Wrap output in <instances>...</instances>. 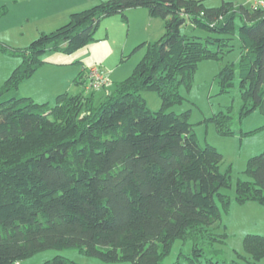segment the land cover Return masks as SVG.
I'll return each mask as SVG.
<instances>
[{"label": "trees", "instance_id": "16d2710c", "mask_svg": "<svg viewBox=\"0 0 264 264\" xmlns=\"http://www.w3.org/2000/svg\"><path fill=\"white\" fill-rule=\"evenodd\" d=\"M137 8L162 19L164 34L135 48H145L142 59L99 105L95 91L65 92L53 105L17 93L48 51L70 55L94 40L103 19L120 15L125 21L124 13ZM187 22L207 36L182 35ZM233 36L240 60L216 75L219 93L238 81L240 118L253 110L264 116V7L101 0L24 48L0 41V53L20 59L0 86V264L73 248L105 263L161 264L176 240L191 242L188 264H260L263 236L246 235L247 256L230 262L215 259L213 246L226 237L215 228L221 209L232 201L264 206V152L248 160L251 180L237 181L232 200L223 193L231 176L219 170L222 155L199 144L188 113L167 112L182 101L179 88L191 87L198 64L220 60ZM86 72L73 84L86 88ZM142 91L158 94V111L147 108ZM209 120L219 135L232 133L227 114ZM42 264L78 263L56 256Z\"/></svg>", "mask_w": 264, "mask_h": 264}, {"label": "rangeland", "instance_id": "374dc122", "mask_svg": "<svg viewBox=\"0 0 264 264\" xmlns=\"http://www.w3.org/2000/svg\"><path fill=\"white\" fill-rule=\"evenodd\" d=\"M14 1L0 0V13L3 12L0 14V41L18 49L29 45L34 39L30 37V33L33 32L31 28L42 27L43 21L40 23L35 17L31 18L30 23L26 22L23 15L24 9L27 11L25 5L14 4ZM228 1L250 6V0H202L207 8H216L221 6L222 2ZM139 10L135 16H130L126 11L125 21L120 15L103 19L99 23L94 40L70 55L48 51L42 58L45 63L28 79L30 80L28 82L35 80L33 82L37 83L26 88V91L29 89L33 92L31 99L37 103L43 101L40 99L50 97L49 104L53 105L56 99L54 92L59 86H64L70 95L78 94L83 89L73 84L74 77L82 68L96 67L107 80L105 88L96 90L93 98L94 104L99 105L105 96L114 90L116 83L124 81L132 74L142 59L145 48L134 51L135 48L143 42L154 43L164 34L162 19H152L146 9ZM180 32L182 35L200 39L207 36L206 32L194 28L189 22L181 27ZM36 35L37 33L33 37ZM227 43L229 46L224 49L220 60L208 59L198 64L191 87L179 88L182 101L169 107L167 112L188 113L189 123L199 144L211 145L222 155L219 170L222 173L228 172L231 176V187L223 190V193L233 200L237 181L251 180L246 173L248 160L264 152V116L253 110L240 118L242 100L238 81H235L228 93H219L215 82L216 75L227 64H233L237 68L241 54L237 36H233ZM4 58L11 62L15 60L20 62L18 57ZM56 63L63 65L58 66ZM1 65L0 63V67ZM18 86V91H25L24 85ZM141 97L150 111L156 112L160 109L161 100L155 91H142ZM220 113L230 117L232 133L228 136L219 135L215 124L209 120ZM215 228L216 233L226 235L223 243H216L213 246L214 251L218 253L215 259L230 262L237 260L238 255L247 256L243 247L244 237L248 234L264 237V206L255 202L238 204L232 201L227 211L221 209V218L215 224ZM191 247L189 241L176 240L161 264H173L177 261L180 264H188L185 258L191 254ZM56 256L65 257L78 264H127L105 263L97 258L87 257L74 248L43 250L17 264H42ZM259 263L264 264V257Z\"/></svg>", "mask_w": 264, "mask_h": 264}, {"label": "crops", "instance_id": "0c3cea01", "mask_svg": "<svg viewBox=\"0 0 264 264\" xmlns=\"http://www.w3.org/2000/svg\"><path fill=\"white\" fill-rule=\"evenodd\" d=\"M99 1H101V0H15L14 4L25 5V8L27 9V11L24 9L23 15L26 18V22L30 23L31 18H35V17L38 18L37 19L38 22L41 23L43 21L42 27H32L31 28L33 32L30 33V37L35 39V37H37L41 32H45L46 30H49V32H50V31L56 29L57 27L65 24L68 21L70 14H72L74 12L82 11L84 9H87V8L97 4ZM251 4H252V1L250 0V5ZM139 9H142V8L130 9L126 13L127 14L129 13L130 16H135L136 13H139V12H137V11H140ZM33 24H34V22H33ZM36 33H37V35L35 37H33ZM0 55H2V56H0V63L2 64L0 67V84H2L3 82L6 81L7 77L10 75V72L15 68V66H18V64L20 62L18 60H15V62H11V61L7 60V58H4V57H8L7 55L6 56H4L3 54H0ZM6 60L8 61L7 64L5 62ZM56 65L60 66L63 64L62 63L61 64L56 63ZM83 70L84 69L82 68V70H80L77 73V75L74 77V79ZM75 71L77 72L78 70L75 69ZM75 71L73 73H71V76L75 73ZM31 76L19 84L20 86L24 85L25 91H18L19 90L18 89L19 86H18L17 87V93H19L22 96L29 97V98L33 99V92L29 91V89L26 91V88H30V86L37 85V83L33 82L35 80H33V81L31 80V82H28V81H30L28 79H30ZM24 83H26V84H24ZM81 88L83 90H81L80 92L84 91L85 94H90L92 92V91L85 90L86 88H83V87H81ZM102 88H105V86ZM65 92H68V90L66 88H64V86L63 87L59 86L57 88V90L54 92V96L57 97L58 95L65 93ZM95 92L93 93V97L95 95ZM49 98L50 97H47L45 99H40L43 101H39V102L50 103ZM39 102H37V103H39Z\"/></svg>", "mask_w": 264, "mask_h": 264}, {"label": "built area", "instance_id": "2783aa9c", "mask_svg": "<svg viewBox=\"0 0 264 264\" xmlns=\"http://www.w3.org/2000/svg\"><path fill=\"white\" fill-rule=\"evenodd\" d=\"M253 6L264 7V0H252ZM87 84L86 89L88 91H96L104 87L107 83L105 77L97 70L96 67L87 69L86 72Z\"/></svg>", "mask_w": 264, "mask_h": 264}]
</instances>
